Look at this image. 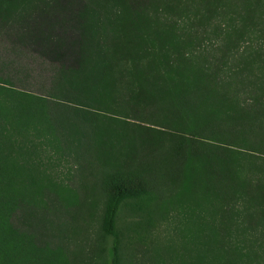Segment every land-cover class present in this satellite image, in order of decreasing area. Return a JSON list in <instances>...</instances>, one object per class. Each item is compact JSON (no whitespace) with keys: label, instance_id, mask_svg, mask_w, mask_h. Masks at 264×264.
I'll return each instance as SVG.
<instances>
[{"label":"trees","instance_id":"1","mask_svg":"<svg viewBox=\"0 0 264 264\" xmlns=\"http://www.w3.org/2000/svg\"><path fill=\"white\" fill-rule=\"evenodd\" d=\"M201 30L238 46L231 64L196 47ZM118 102L140 123L123 122ZM114 136L125 142L110 147ZM88 150L107 168L100 232L112 238L91 260L264 264V0H0V264H60L70 221L56 202L40 212L33 178L58 193L67 167L87 182ZM122 206L141 216L125 229L139 235L183 209L181 250L124 256L144 240L123 238Z\"/></svg>","mask_w":264,"mask_h":264},{"label":"rangeland","instance_id":"2","mask_svg":"<svg viewBox=\"0 0 264 264\" xmlns=\"http://www.w3.org/2000/svg\"><path fill=\"white\" fill-rule=\"evenodd\" d=\"M204 37L199 42L198 39L195 40L196 47L202 46V48L210 49L211 54L215 55L219 61H229L231 64L233 59V55L231 53H236L237 47L230 49L225 45H222V37L218 34H213V31H204L201 30ZM250 42L249 38L246 37L242 40H240L238 43L240 45V49H243L244 46H249L248 44ZM222 45V47L219 49L217 48V45ZM215 50V51H214ZM38 53V52H37ZM36 87V85H35ZM116 109L114 110L117 114L123 115V122L126 124H129L130 126L137 125V123H140V119H138L135 116V112H133L131 109H128L125 107V109H122V105L118 102L117 105H113ZM123 122H117L116 124H111V129L120 130L121 133L125 132L128 137L131 138V136H136L137 134H130L132 128L128 126H121V124H125ZM121 123V124H119ZM142 125V123H141ZM146 135H143L145 137ZM115 138L111 139L110 147L116 148L117 143L119 145H122L125 141L123 137L114 136ZM127 150V149H126ZM144 151L140 152L139 157H137L136 160H147V158L150 156L148 154H143ZM86 156L89 157L91 162L89 163V166L92 167L89 170V175L87 178V182L85 181V177L80 176L79 171H75L73 168L70 170L67 167L61 168V176H63L67 181L68 185H60L58 189V193H55L53 191V185L52 182L49 181L47 178H44L42 174H38L34 176V187L38 188L40 190V194L35 193L34 200L38 201V208H40V212L44 213V210H47L49 208V211L52 209L51 206L48 205V208H46L43 204V202H49V204H60L58 207V212L62 214L66 219L70 221L69 224L62 225L59 227V237L71 240V242L67 245L62 244L61 249L58 252V256L60 257V264H73L72 262V256L70 252L74 253V256L77 258V262L79 264H87L92 261V264H102L101 259L98 258L97 260H91L92 257L91 251L93 250L94 246L96 248H99V252L103 254L107 253V250L104 251V249H108L110 244L112 243V238L102 236L100 232V218L104 211V205H105V198L104 193L102 194V187H101V179L104 177V175L107 173V168L101 163L100 158L97 156L96 153L92 152L91 150H88L84 153ZM106 157V155H105ZM150 161V160H149ZM70 162L72 161V158H70ZM167 188V187H166ZM179 191L182 189L181 186H179ZM35 190V189H34ZM169 192V191H168ZM167 193V192H166ZM174 193V194H173ZM172 196L178 195L180 193L181 195L187 194V190L183 189L181 192H173ZM170 194V195H171ZM32 195H30L31 197ZM29 197V198H30ZM171 202H165L166 207L169 208L172 206ZM41 203V204H40ZM175 203V202H174ZM154 207L151 204V209H145L148 213H155ZM143 211V210H142ZM144 212V211H143ZM146 213V212H144ZM134 212L130 211L127 207H120L118 209L117 213V226L120 230V233L122 232L124 237L126 238L129 235L133 236V240L137 239L138 236H141L144 240V245H141V243H134V244H128L129 247L122 249V254L126 256L128 254L127 251L134 247L136 249V254L140 256L142 253H146V255L149 254L150 251H152V246L156 244V242H159L160 244H163L160 246L159 249L161 251L166 252L169 256H175L178 253V250H181V240L179 237V229L178 224L180 219H185L183 209L182 210H174L172 211L168 218L165 220H158L156 221V225L154 227L150 228L149 230L137 228L138 232H140V235L135 233L133 230H125L126 225L128 221H139L141 220V216L139 215H133ZM159 215H163L162 213H158ZM90 217V218H89ZM156 218L159 216L156 215ZM140 218V219H139ZM144 224V223H143ZM145 225V224H144ZM50 226V224L48 225ZM57 230H55L56 232ZM186 233H189V229L184 230ZM196 233V232H195ZM174 240H173V239ZM173 240V241H172ZM171 244H174V247L170 246L169 242ZM196 242V241H195ZM153 243V244H152ZM166 243H168L166 245ZM143 244V243H142ZM71 248L74 246V248ZM182 246V245H181ZM140 248V249H137ZM143 248V249H142ZM191 248V252L194 254V248ZM158 250V249H157ZM185 254H188V248H185L183 250ZM167 256V255H166ZM168 257V256H167ZM171 259V258H169ZM96 261V262H95Z\"/></svg>","mask_w":264,"mask_h":264}]
</instances>
